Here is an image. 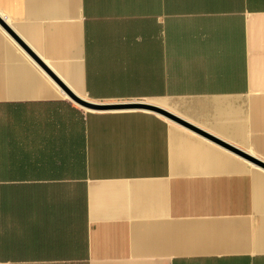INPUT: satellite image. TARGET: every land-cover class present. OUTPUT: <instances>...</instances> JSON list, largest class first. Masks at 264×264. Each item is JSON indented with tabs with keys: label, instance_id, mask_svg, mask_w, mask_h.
<instances>
[{
	"label": "crops",
	"instance_id": "1",
	"mask_svg": "<svg viewBox=\"0 0 264 264\" xmlns=\"http://www.w3.org/2000/svg\"><path fill=\"white\" fill-rule=\"evenodd\" d=\"M258 161L264 0H0V264H264Z\"/></svg>",
	"mask_w": 264,
	"mask_h": 264
},
{
	"label": "water",
	"instance_id": "2",
	"mask_svg": "<svg viewBox=\"0 0 264 264\" xmlns=\"http://www.w3.org/2000/svg\"><path fill=\"white\" fill-rule=\"evenodd\" d=\"M72 99L74 101H76L77 103H80L81 105L89 108V109H97V110H126V109H137V110H142V109H147V110H152V111H156V112H161L167 116H169L170 118H172L173 120H177L182 122L179 118H177L176 116L174 117L173 115L169 114L168 112L160 109L159 107H156L152 104H149L147 102H126V103H110V104H99V103H91V102H87L85 100L80 99L79 97H75L73 95H71ZM183 123V122H182ZM260 162V161H258ZM260 164L262 166H264V163L260 162Z\"/></svg>",
	"mask_w": 264,
	"mask_h": 264
}]
</instances>
